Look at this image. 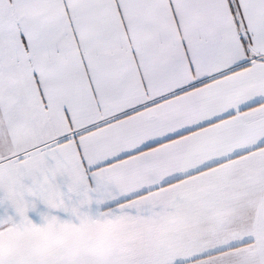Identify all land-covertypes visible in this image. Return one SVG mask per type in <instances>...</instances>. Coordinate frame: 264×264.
<instances>
[{"label":"snow or ice","instance_id":"1","mask_svg":"<svg viewBox=\"0 0 264 264\" xmlns=\"http://www.w3.org/2000/svg\"><path fill=\"white\" fill-rule=\"evenodd\" d=\"M0 264H264V0H0Z\"/></svg>","mask_w":264,"mask_h":264}]
</instances>
